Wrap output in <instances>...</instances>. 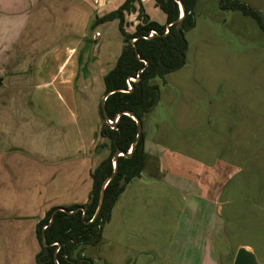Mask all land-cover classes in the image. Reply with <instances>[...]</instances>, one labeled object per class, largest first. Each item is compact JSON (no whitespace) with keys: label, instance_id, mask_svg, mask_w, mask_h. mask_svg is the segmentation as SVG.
Segmentation results:
<instances>
[{"label":"crops","instance_id":"crops-1","mask_svg":"<svg viewBox=\"0 0 264 264\" xmlns=\"http://www.w3.org/2000/svg\"><path fill=\"white\" fill-rule=\"evenodd\" d=\"M99 1L107 7L102 14L92 10L93 0H0V264H39L38 224L53 208L85 205L92 173L109 156L107 149L97 152L106 144L100 106L104 78L124 42L117 20L92 24L125 0ZM144 146L147 166L119 198L104 233L118 209L121 224L139 210L148 214V199L161 186L176 193V227L187 213L208 244L218 234L220 196L234 166L223 159L206 163L147 139ZM152 161L154 175L146 176ZM200 260L216 264L214 246L202 248Z\"/></svg>","mask_w":264,"mask_h":264},{"label":"rangeland","instance_id":"rangeland-1","mask_svg":"<svg viewBox=\"0 0 264 264\" xmlns=\"http://www.w3.org/2000/svg\"><path fill=\"white\" fill-rule=\"evenodd\" d=\"M235 1L259 12L264 20V0ZM141 2L150 19L165 22L153 0ZM92 7L98 14L107 10L100 1L93 0ZM195 17V28L185 34V66L164 82L153 80L160 88V101L143 117L142 132L164 149L211 164L223 159L234 166L230 184L220 196L218 234L206 244L203 230L187 213L176 227L181 215L176 193L165 189L167 196L158 186L148 199V214L139 210L128 218L129 224H121L118 209L116 221L103 235L104 244L86 248L85 255L96 264H203L206 245L214 246L216 264H233L243 247L251 248L264 264V33L241 11H223L220 0H198ZM137 24L136 15H126L129 34ZM155 162L149 164L146 176L154 175ZM125 208L133 213L132 206L125 203ZM200 217L199 223L204 214ZM196 237L204 242L192 239Z\"/></svg>","mask_w":264,"mask_h":264},{"label":"trees","instance_id":"trees-1","mask_svg":"<svg viewBox=\"0 0 264 264\" xmlns=\"http://www.w3.org/2000/svg\"><path fill=\"white\" fill-rule=\"evenodd\" d=\"M153 1L155 7L165 14V25L150 19L141 0H125L116 11L97 17L92 24V29H95L106 22L117 20L119 23L124 46L115 68L105 76L104 83L106 93L116 91L105 102L109 119L114 121L119 114L122 115L113 129L105 120L100 106V115L105 121L100 136L108 143L98 146L97 152L107 149L109 156L92 173L93 187L85 205L53 208L38 224L37 238L41 245L39 264H96L85 255L86 248L104 244V229L111 222L113 210L126 185L140 178L147 166L149 155L145 151V135L142 132L141 139L130 156L119 157L117 174L106 187L100 214L91 222L99 205L102 187L113 174L115 153H130L136 140L137 124L132 117L123 113H132L142 123L143 117L152 112L160 101V88L153 84V80L159 78L164 82L167 75L179 71L186 64L188 42L185 34L196 26L195 7L198 0ZM179 2L184 5L185 17L181 28L177 29L176 22L181 16ZM220 8L223 11H241L252 17L264 33L261 14L245 3L220 0ZM126 15H136L139 21L131 34L125 30ZM170 24L171 27L167 28ZM152 32L155 34L150 38ZM131 78L138 80L131 83L133 88L130 90L128 82ZM2 86L3 80L0 77V88ZM123 179L126 183L120 187ZM82 209L85 210V215ZM45 226L47 228L44 230Z\"/></svg>","mask_w":264,"mask_h":264},{"label":"water","instance_id":"water-1","mask_svg":"<svg viewBox=\"0 0 264 264\" xmlns=\"http://www.w3.org/2000/svg\"><path fill=\"white\" fill-rule=\"evenodd\" d=\"M179 6H180V10H181V16L179 18V20L176 22L177 24V29H180L181 26H182V23H183V19L185 17V8H184V5L179 2ZM171 27V24L167 26V28ZM134 43V41H132ZM147 65V63H145ZM143 72V69L140 71V74ZM139 78V77H138ZM138 78L135 80L137 81ZM133 87L130 86V90L132 89ZM116 91H112V92H109V93H106L105 96L103 97L102 99V110H103V113H104V117H105V120L107 121V123L114 129L116 127V124L120 118V116L122 114H119L116 119L110 123L109 121H111L106 113V109H105V102L107 100V98L112 95L113 93H115ZM124 115H127V116H130L132 117V119L136 122L137 124V136H136V140L135 142L133 143L132 145V148H131V152L128 153V154H125L121 151H118L115 153L114 155V171H113V174L107 179V181L104 183L103 187H102V190H101V194H100V199H99V205H98V208H97V211H96V214L93 218V220L91 222H93L97 217L98 215L100 214V211L102 209V206H103V202H104V196H105V190H106V187L108 186V184L115 178L116 174H117V170H118V159L119 157H129L130 154L132 153V151L135 149V147L137 146V144L139 143L140 139H141V135H142V123L141 121L136 117L134 116L132 113L130 112H124L123 113ZM126 183V180L123 179L120 183V187H122L124 184ZM62 211H64V209H60ZM82 211L84 212V215H85V210L82 209ZM54 219V215L52 216V219H51V222L53 221ZM47 228V226L44 227V230ZM44 244L46 246V243L44 241ZM58 247H60V245L58 244ZM59 249L57 250V253H58ZM233 264H260L257 259H256V256L255 254L253 253V251H251L250 249H247L246 247H243V248H240L238 250V252L236 253V256L234 258V261H233Z\"/></svg>","mask_w":264,"mask_h":264},{"label":"built area","instance_id":"built-area-1","mask_svg":"<svg viewBox=\"0 0 264 264\" xmlns=\"http://www.w3.org/2000/svg\"><path fill=\"white\" fill-rule=\"evenodd\" d=\"M155 33L154 32H152L150 35H149V37L151 38V37H153V35H154ZM134 42H135V40H133ZM136 81H135V79L134 78H131L130 80H129V82H128V87H129V89H130V86H131V83H135ZM110 123H112L113 121H109ZM56 246L58 245V244H55Z\"/></svg>","mask_w":264,"mask_h":264},{"label":"flooded vegetation","instance_id":"flooded-vegetation-1","mask_svg":"<svg viewBox=\"0 0 264 264\" xmlns=\"http://www.w3.org/2000/svg\"><path fill=\"white\" fill-rule=\"evenodd\" d=\"M58 246V245H57Z\"/></svg>","mask_w":264,"mask_h":264}]
</instances>
